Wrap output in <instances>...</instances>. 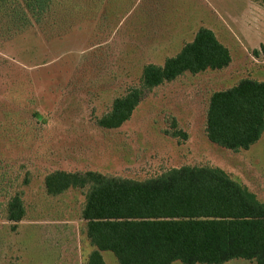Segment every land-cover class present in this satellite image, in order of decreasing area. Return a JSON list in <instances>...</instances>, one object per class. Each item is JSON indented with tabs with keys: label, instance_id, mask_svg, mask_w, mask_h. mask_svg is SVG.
<instances>
[{
	"label": "rangeland",
	"instance_id": "1",
	"mask_svg": "<svg viewBox=\"0 0 264 264\" xmlns=\"http://www.w3.org/2000/svg\"><path fill=\"white\" fill-rule=\"evenodd\" d=\"M202 27L229 48L228 67L186 72L146 90L121 127L99 125L116 98L142 87L147 64L163 65ZM245 78L264 80V0H58L39 21L22 0H0V264L87 263L88 187L49 195L55 170L146 180L219 167L264 202V132L239 151L206 132L211 95ZM16 194L26 214L14 226Z\"/></svg>",
	"mask_w": 264,
	"mask_h": 264
},
{
	"label": "trees",
	"instance_id": "2",
	"mask_svg": "<svg viewBox=\"0 0 264 264\" xmlns=\"http://www.w3.org/2000/svg\"><path fill=\"white\" fill-rule=\"evenodd\" d=\"M22 1L39 21L58 0ZM231 62L229 48L213 30L202 27L163 65L147 64L142 87L116 98L99 125L121 127L146 90L186 72L220 70ZM206 132L212 143L233 151L255 144L264 132V80L245 78L215 91ZM179 134L187 137L177 129L174 135ZM45 187L52 196L88 187L82 219L95 249L86 264H106L103 251L113 252L119 264H224L233 259L264 264V202L219 167L182 166L146 180L55 170L45 177ZM7 206V218L16 226L26 214L21 195Z\"/></svg>",
	"mask_w": 264,
	"mask_h": 264
}]
</instances>
